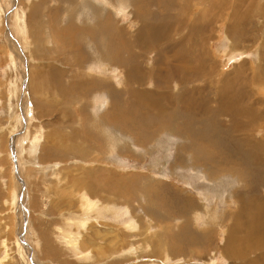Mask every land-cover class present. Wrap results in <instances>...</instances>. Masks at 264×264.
Here are the masks:
<instances>
[{
	"label": "rangeland",
	"instance_id": "374dc122",
	"mask_svg": "<svg viewBox=\"0 0 264 264\" xmlns=\"http://www.w3.org/2000/svg\"><path fill=\"white\" fill-rule=\"evenodd\" d=\"M55 38L116 46L106 60ZM184 48L207 74L161 66ZM178 227L202 245L175 253ZM0 264H264V0H0Z\"/></svg>",
	"mask_w": 264,
	"mask_h": 264
},
{
	"label": "bare ground",
	"instance_id": "6f19581e",
	"mask_svg": "<svg viewBox=\"0 0 264 264\" xmlns=\"http://www.w3.org/2000/svg\"><path fill=\"white\" fill-rule=\"evenodd\" d=\"M153 1V0H152ZM121 3V2H120ZM184 4V3H183ZM75 5V4H74ZM142 5V3L140 4V6ZM143 5H144V3H143ZM144 8V7H143ZM148 8V7H147ZM17 9V8H16ZM102 9V8H101ZM109 10V9H108ZM141 10V9H140ZM186 10V9H185ZM184 10V12H186ZM170 12V11H169ZM101 13V12H100ZM102 14V13H101ZM135 14V13H134ZM100 16L101 15H99V17L98 18H100ZM136 16V15H135ZM74 18V17H73ZM142 18V17H141ZM71 20V19H70ZM69 20V21H70ZM159 21V20H158ZM169 22V21H168ZM167 22V24H169ZM100 23V22H99ZM182 25V24H181ZM164 27H166V26H164ZM196 29H197V27H195ZM39 31V29H36V31ZM194 30V29H193ZM198 30V29H197ZM34 32V31H33ZM96 32V31H95ZM99 32V31H98ZM100 32L102 33V29L100 30ZM192 32H194L193 33V36H192V38H196L197 37V35L199 34V32L198 31H192ZM100 33V34H101ZM34 34H35V32H34ZM150 34V33H149ZM104 35V34H103ZM201 35V34H200ZM39 37V36H38ZM116 37V36H115ZM121 37V36H120ZM119 37V38H120ZM41 38V37H40ZM39 38V40H38V42L41 40ZM49 38H47V40H48ZM48 42H51L50 40H48ZM66 42V41H65ZM104 43V42H103ZM40 45H41V42H40ZM102 45H105V44H102ZM101 45V46H102ZM123 47V46H122ZM129 47V46H128ZM101 48H103V46L101 47ZM125 48V47H124ZM131 48V47H130ZM127 49H129V48H127ZM185 49V48H184ZM103 50H107V46L105 45V49H103ZM44 51V50H43ZM185 51H186V54L188 55L187 57H184L183 55L182 56H180V55H177V57L178 56H180V58L182 59H180L181 60V62H180V64L179 65H177L176 66V64H174V63H172V64H168V65H165L164 64V61L166 60V58H165V60L164 61H162L163 62V64L161 65V66H167V68H168V70H169V73L170 74H172V75H174V77H176V76H179V73L180 72H182V76L181 77H185V78H187L188 77V75L192 72V71H189L188 69H189V66H186V60L187 61H192L193 62V68L194 69H197V71L199 72V73H197V74H195L196 76H198V75H200V74H207V72H206V70H205V68H204V63H198V64H196L195 62H200L201 61V59L204 57V54L201 52V53H198V54H196V55H194V54H192V53H190V52H188L186 49H185ZM45 53V52H44ZM175 53H176V51H175ZM38 54V53H37ZM41 54V53H40ZM43 54V53H42ZM41 54V55H42ZM45 55H46V53H45ZM97 56V55H96ZM105 56V55H104ZM176 56V55H175ZM203 56V57H202ZM129 58V57H128ZM179 59V58H178ZM174 60V59H173ZM183 60H185L184 62H183ZM206 60V59H205ZM169 62V61H168ZM203 65V66H202ZM159 66V65H158ZM133 67V66H132ZM67 68V67H66ZM44 69V68H43ZM131 71H134V72H137V70H135V69H132ZM202 71V72H201ZM42 72V71H41ZM89 75V74H88ZM171 76V75H170ZM90 77H91V75L89 76V79H90ZM169 77V76H168ZM95 78V77H94ZM177 78V77H176ZM176 78H175V80H176ZM185 80V79H184ZM179 81V80H178ZM31 82H32V79H31ZM43 83H44V79H43V81H42ZM83 82V81H82ZM172 82H173V79H172ZM187 80H185V81H181V78H180V81L177 83V80L176 81H174L173 83L174 84H178L179 86L181 85L182 86V84H187ZM37 83V82H36ZM35 83V84H36ZM43 83H39L38 84V86L40 85L41 86V88H43L45 85H47V82L45 81V85L43 84ZM33 84V83H32ZM34 84V86H36ZM49 84V83H48ZM91 86H90V88L92 87V82H90L89 83ZM89 84H87V85H89ZM81 85H83V84H81ZM76 86H80V84L78 83V84H76ZM93 86H94V84H93ZM46 87V86H45ZM84 87H86V89H82V90H86V91H88L87 90V86H84ZM89 87V86H88ZM36 88V87H35ZM79 88V87H78ZM31 89H33L34 90V88L31 86ZM81 89V88H80ZM174 89V88H173ZM172 90V89H171ZM177 90V89H176ZM184 90L182 89V87H179V92H180V95H178V97L180 98L178 101H179V103H181V104H185L186 106H187V104H189V95L188 94H186L185 93V91L183 92ZM79 94V93H78ZM133 94V93H132ZM177 94V93H176ZM177 96V95H176ZM243 96H244V94L242 95V96H239V98L241 97V98H243ZM143 97H145V96H143ZM81 98V97H80ZM134 98H135V100H137V101H139V100H141L140 98H141V95H134ZM79 99V98H78ZM117 99V98H116ZM77 100V99H76ZM80 100V99H79ZM188 100V101H187ZM241 100L242 99H240V102H241ZM156 101V100H155ZM108 102V101H107ZM232 103V101H230V100H228V101H226V99L225 98H220V102H219V105L218 106H221V109L222 110H224L223 108H226L228 105L227 104H229V103ZM234 103L235 104H237L238 105V103H237V98H236V100H234ZM110 104V103H109ZM233 104V103H232ZM154 105L155 106H157V102H154ZM140 105L139 104H136L135 105V109H138V107H139ZM229 107H230V105H229ZM110 108H111V106H110ZM192 108V107H191ZM143 109V108H142ZM157 109V108H156ZM186 109V108H185ZM188 109V108H187ZM139 110V109H138ZM192 110V109H191ZM219 110H220V108H219ZM147 112H149L148 110H146ZM184 111H186V110H184ZM225 111V110H224ZM164 112V111H163ZM189 112V111H188ZM117 113V118H115V120H116V122L117 123H121V122H123V121H125L126 123H128L126 120H123V121H121V122H119L120 120H121V118H122V116H121V111L119 110L118 112H116ZM185 114V113H184ZM190 114V113H189ZM254 114V113H253ZM116 115V114H115ZM204 114L202 113V116H203ZM144 116V115H143ZM146 116V115H145ZM144 116V117H145ZM249 116H252V115H250L249 114ZM253 117V116H252ZM194 118V117H193ZM251 120H254V118L253 119H251ZM260 121L261 120V118H258L257 119V121ZM143 122V121H142ZM199 122V121H198ZM211 123V122H210ZM254 124H256V121L254 122ZM125 125H127V124H125ZM253 125V124H252ZM128 126V125H127ZM144 126V125H143ZM142 126V127H143ZM251 127V126H250ZM252 127H254V125L252 126ZM209 129V130H208ZM205 130H208V132L209 131H211L212 130V128L210 127V124H208V125H205L203 128H198V132H199V134L200 133H204V132H206ZM231 130H233V129H231ZM231 130H228V132L229 131H231ZM244 130V129H243ZM246 130H248V129H246ZM245 130V131H246ZM236 131H237V128H236ZM214 132V131H213ZM240 133V132H239ZM247 134V133H246ZM74 136V135H73ZM233 136V135H232ZM245 139H247V138H245ZM248 141H249V143H252V141H251V139H250V137H248ZM66 142V141H65ZM35 144V143H34ZM62 145V144H61ZM255 146V145H254ZM260 145H258V147H259ZM61 147H64L63 145L61 146ZM257 147V148H258ZM34 148V147H33ZM55 148H57V147H55ZM55 148H54V150H55ZM65 148L66 149H70L71 151L70 152H68V151H66L65 150V153L63 152V151H61L60 153L58 152H50V153H52V154H59V156L61 155H63V153L64 154H74V155H76L78 158H82L83 159V157H84V155H85V150L80 146V145H77V144H73L71 141H69L68 143H66V145H65ZM262 148V147H261ZM45 149V148H44ZM263 149V148H262ZM60 150V149H59ZM46 153L45 154H47V153H49V150H47V151H45ZM45 154H44V157H45ZM43 156V155H42ZM57 157H58V155H57ZM258 158H260V156L258 157ZM79 160H81V159H79ZM101 173H102V170H101ZM99 177V176H98ZM259 179L261 180V181H263V178H261V177H259ZM259 179H257V180H259ZM99 181L100 182H102V179L99 177ZM93 182L91 181V184H92ZM103 183V182H102ZM263 183V182H262ZM85 190L86 191H88L89 193H92V192H94V188L91 186V188L90 187H88L87 186V184H86V186H85ZM109 207V206H108ZM95 234V233H94ZM67 240V239H66ZM113 238L111 237V240H109V243L112 245L113 244ZM82 243V242H81ZM110 244H108V245H110ZM97 246V245H96ZM116 246V245H115ZM48 255V254H47ZM63 256V255H62ZM57 257V256H56Z\"/></svg>",
	"mask_w": 264,
	"mask_h": 264
},
{
	"label": "crops",
	"instance_id": "0c3cea01",
	"mask_svg": "<svg viewBox=\"0 0 264 264\" xmlns=\"http://www.w3.org/2000/svg\"><path fill=\"white\" fill-rule=\"evenodd\" d=\"M58 42H60L61 44H62V46H59V49H60V51L61 52H64V53H66V52H68L67 54L68 55H70L74 50H78L80 53H81V51L84 49V50H88L89 51V48L86 46L87 44L89 45V44H91V43H93V41L95 42V44H96V46H97V50H99V49H101V50H103V49H105V45H102V44H105L106 43V46H107V49H108V51H106V54H105V59L107 60V57H108V55H109V52H111V54H112V52H113V47H115L116 45H114V43L116 42V40H115V38H70L69 40H68V38H59V40L57 39V38H55ZM93 39V40H92ZM68 40V41H67ZM66 41V42H65ZM104 42V43H103ZM86 44V45H85ZM103 46V48H101L102 46ZM96 52H99V51H96ZM88 55V54H87ZM167 67V66H166ZM139 70H140V68L139 67H137ZM230 92H231V94H233L232 93V89H230ZM86 93V92H85ZM235 97V96H234ZM158 101H159V103H158V105H159V107H160V109H161V113H160V115H161V117H163V118H165V120L167 121V122H169V121H172V116H173V114H172V111L171 110H168V108L169 107H167L166 105H165V100L161 97V99H158ZM188 101V100H187ZM197 106H200V105H197ZM190 107H192V108H190ZM182 109H185L184 107L182 108ZM192 109V110H191ZM224 110L225 109H228V110H230L231 112H230V114H229V117H228V120L229 121H231V117L234 115H236V110L234 109V108H232V106H227L226 108H223ZM219 110V107H218V111L219 112H225L226 113V111H228V110ZM164 111V112H163ZM186 111L188 112H190V113H192L193 115H195V113H196V109L192 106V105H188V109H186ZM206 112H208V111H206ZM212 112H214L215 113V111L214 110H212V111H210V113H212ZM204 113V112H203ZM209 113V114H210ZM246 119L245 120H248V117H250L249 116V112H248V109H246ZM209 114H208V116H209ZM263 114V113H262ZM261 113L260 114H257V113H255V114H253V112L251 111V113H250V115H252V116H261V119H262V115ZM161 117L159 116V121H160V119H161ZM195 117L197 118L198 116H196L195 115ZM205 116L203 115L201 118H204ZM254 118V117H253ZM252 117H251V119H253ZM163 120V119H162ZM199 121V120H198ZM198 121H196V122H198ZM200 122V121H199ZM211 122V123H210ZM231 122H236V120H232ZM245 122H247V121H245ZM206 123H209V124H212L213 123V126L215 125V123H218L219 124V122H218V120L215 118V119H213V117H211V118H209L208 120H206ZM205 124V123H204ZM204 126H202V127H200V128H203ZM231 129V127H225V129L227 130V129ZM203 135V134H202ZM250 137V139H251V141H252V144H251V146H250V148L253 150V149H255V151H257V146L255 147L254 146V140H253V138H252V136H249ZM200 139H198V141H199ZM211 140H213V138H210V137H208V141H211ZM203 142L201 141V144H202ZM256 145L258 144V142L257 143H255ZM259 145H261V144H259ZM202 148H207L206 146H204V147H202ZM248 146L245 148V152L246 153H249L248 152ZM257 148V149H256ZM196 153H203V151H201V152H196ZM217 155V154H216ZM252 159L250 158V161H251ZM247 164V163H246ZM248 165V164H247ZM256 185H258V184H256ZM174 229H176V228H174ZM173 229V230H174ZM199 230V231H198ZM177 231H179L178 233H176V232H174V231H171L172 232V234L175 236V238H174V243H175V253H179L182 249H179V248H181V244L182 245H184V244H186V245H189L190 244V242L193 240V241H198L197 243L195 242V244H199L200 243V245H202V241H204L203 240V238H204V235H205V231L204 230H200V229H197V232H196V230H194V232H193V230H189V228L188 229H185L184 227H178L177 228ZM202 234H200V233ZM201 236H200V235ZM199 238H201V239H199Z\"/></svg>",
	"mask_w": 264,
	"mask_h": 264
},
{
	"label": "flooded vegetation",
	"instance_id": "af4514ba",
	"mask_svg": "<svg viewBox=\"0 0 264 264\" xmlns=\"http://www.w3.org/2000/svg\"><path fill=\"white\" fill-rule=\"evenodd\" d=\"M171 175H172V174H171ZM159 179H162V177H160ZM171 179H172V178H171ZM171 179H170L169 181L166 180V182L173 183ZM150 182H154V179L150 180Z\"/></svg>",
	"mask_w": 264,
	"mask_h": 264
}]
</instances>
